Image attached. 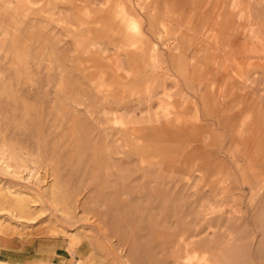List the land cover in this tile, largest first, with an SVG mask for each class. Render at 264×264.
Segmentation results:
<instances>
[{"label":"rangeland","instance_id":"rangeland-1","mask_svg":"<svg viewBox=\"0 0 264 264\" xmlns=\"http://www.w3.org/2000/svg\"><path fill=\"white\" fill-rule=\"evenodd\" d=\"M250 109L264 0H0V264H264Z\"/></svg>","mask_w":264,"mask_h":264},{"label":"crops","instance_id":"crops-1","mask_svg":"<svg viewBox=\"0 0 264 264\" xmlns=\"http://www.w3.org/2000/svg\"><path fill=\"white\" fill-rule=\"evenodd\" d=\"M122 9L121 12H119V9H115L113 10V14L115 17H118V21L116 19H114L115 17L113 15H110V19L108 21V23L113 26L117 33L119 34L118 37L116 38V40H118L119 38L122 39V37H125L124 35H121L122 31L125 30V32L127 33V38H128V43H119L122 44V46H129L128 47V53H130V55H128V57L134 61H138L140 56H142V54H146V53H150V48H149V44L146 43L144 44L143 41L146 39L144 35V31H143V24L141 22V20L137 19V17L131 13V12H127L122 6H119ZM228 19H222L223 21L229 20ZM125 23H128V25H126ZM216 26V25H214ZM213 28V27H212ZM141 38V44L140 45H136V40ZM156 51V50H155ZM133 55H136V57L134 58ZM143 57V56H142ZM136 59V60H135ZM234 61H238V57H234ZM139 66L142 65V62L138 63ZM101 66V65H99ZM103 67H105V70H116V69H120L121 66L120 65H113V62L104 65ZM251 115L252 120L250 121V127L252 126H257L259 129L258 131H260L261 133H264V115H254L252 109H250V111H248V115L247 117ZM248 127V129L250 128ZM247 129V130H248ZM261 139V138H260ZM36 252H43V253H53L54 255H58V252L56 249L52 248L51 246H48L46 242H40L38 246H36L35 248Z\"/></svg>","mask_w":264,"mask_h":264}]
</instances>
